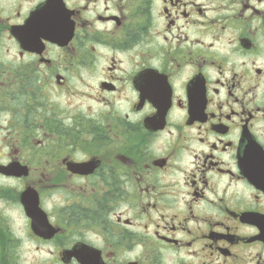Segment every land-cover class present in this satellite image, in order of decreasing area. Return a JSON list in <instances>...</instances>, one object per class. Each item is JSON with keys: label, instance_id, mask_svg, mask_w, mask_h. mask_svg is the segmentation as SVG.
I'll return each mask as SVG.
<instances>
[{"label": "flooded vegetation", "instance_id": "flooded-vegetation-1", "mask_svg": "<svg viewBox=\"0 0 264 264\" xmlns=\"http://www.w3.org/2000/svg\"><path fill=\"white\" fill-rule=\"evenodd\" d=\"M0 264H264V0H0Z\"/></svg>", "mask_w": 264, "mask_h": 264}]
</instances>
